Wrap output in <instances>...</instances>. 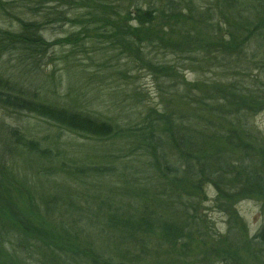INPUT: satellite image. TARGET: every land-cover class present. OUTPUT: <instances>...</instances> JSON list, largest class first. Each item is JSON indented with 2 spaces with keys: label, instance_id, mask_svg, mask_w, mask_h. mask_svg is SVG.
<instances>
[{
  "label": "rangeland",
  "instance_id": "1",
  "mask_svg": "<svg viewBox=\"0 0 264 264\" xmlns=\"http://www.w3.org/2000/svg\"><path fill=\"white\" fill-rule=\"evenodd\" d=\"M23 1H26V8H22ZM116 2L115 6L128 5L131 9L134 5L139 7L141 17L146 10H149L150 14L156 13L152 20L155 42L153 46L141 44L140 54L143 60H150L152 65L173 67L176 70L173 69L175 71V73L172 71L173 76H164L148 69L145 64L137 61L133 53H124L120 49H115L106 38L93 36L92 32L84 30L87 23L76 19L85 13L81 9L49 3L45 0L38 3L34 0H5V4L9 5L7 9L13 7V10H8L9 15L0 11V30H7L10 34L19 32L21 28L15 17L25 19L28 23H39V35L46 47L34 61L16 55V51L1 55L0 77L10 84L21 87L24 92L32 94L38 100L61 108H69L92 119L109 122L121 128L127 126L139 128L150 109L157 112L162 111L164 107L173 110L185 109V107L187 109L189 104L186 105L183 99L190 87L193 89L191 94L201 98L206 89L207 93H211L216 83L233 84L235 95L239 98H243L250 89L252 98L256 100L254 107L251 106L248 112L251 113L248 126L254 136L253 140H246L245 136L237 131V135L241 136L236 139L239 146L230 150V153L234 154L232 158L224 156L226 153L221 151L223 148L210 151L204 156L210 159L212 154L220 153V157L228 161L229 167H234L239 159H242L251 164L252 168H261L264 165V25L262 23L264 14H258L259 9H256L260 5L249 0L238 5L237 10L240 14L236 16L235 21L239 22L241 20L239 18H242L243 21L250 22V28L255 27V33L261 35L253 34L252 37L239 42L236 30L240 29L242 21L235 30L228 28L227 24L221 21V15L227 11L220 0H116ZM59 13H62L66 19L56 20ZM202 14L204 20H210L208 24L199 20L198 16ZM227 18L230 23L238 24L230 16ZM129 23L134 28L139 26V22L134 19ZM215 23L220 25L216 27ZM231 29L232 33H235L233 39L239 43L236 42L235 45L232 43L229 51L235 53L239 49L240 51L234 56L235 66L230 73L222 70L216 61L204 59L205 52L201 49L190 54H182L178 51L186 35H190L191 32L194 35L195 31L200 35L202 46L206 48L204 50L213 48L210 50L221 51L220 47L227 44L226 41L228 46L231 44L228 36ZM70 38H73L72 41L69 40ZM196 44L190 42L191 46ZM210 97L213 96H204V100ZM214 98L216 99L215 96ZM214 103L220 104L217 99ZM220 125L225 133L226 125L222 122ZM233 127L236 128L237 125ZM8 129L17 130L29 140L44 142L42 148L57 147L63 160L70 166L92 167L107 165L106 162L118 160L115 167L128 164L139 168L143 166L141 160L143 163L148 161L140 151L136 152L128 146L125 138L98 140L88 135L58 129L49 121L27 112L0 108V134H3L4 138ZM215 145L219 148L218 144ZM13 148L16 147L12 142H8V139L0 143V166L12 176L14 185L22 186L30 194H23L24 198L15 196L20 211L23 203L18 199L30 198L36 205L43 206L42 202L48 203L54 198L55 201L49 204L51 207L57 206V211L65 205L70 212L68 216L59 213L60 218H66V224L69 225L72 221L76 222L81 218V225L86 226L87 224L84 223L90 221L93 226L96 225V228L102 227L95 218L93 202L97 203L99 198L104 200V196L109 195V189L116 184V181H111L114 178L102 179L104 184L101 182L100 186H98L99 182L93 183V178L79 182L68 173L56 174L57 168L52 171V168L48 167L57 165L48 162L44 165L32 160L25 152ZM170 162L176 169L181 167V165L177 166L179 163L177 161ZM147 176H151V172ZM199 188L197 206L191 201L193 204L191 208L196 211L182 208L180 212L184 213H181V216L171 215L176 229L180 228L178 234L173 232L174 238L180 240L174 243L173 248H170L166 241L164 245H160V237L163 238L165 235L157 236L154 229L146 235L149 243L147 249H144L145 255L138 262L141 264H264V245L255 239L263 222L261 208L264 196L254 193L241 194L236 192L239 188L232 191V188L221 186L225 195L223 199L217 200L219 193L212 184L202 183ZM131 204L133 203L127 201L124 206ZM24 210H22L23 214L26 215L27 212ZM54 212H51L52 218L58 217V213ZM78 226L72 228V230L75 228L74 235L78 231ZM7 233L0 238V247L3 249L8 247V240H12L11 234ZM18 242L21 240L19 239ZM58 245L63 244L54 241L56 248ZM92 246L95 250H100L102 253H99L102 255L116 253V250L112 254L105 253L99 243ZM121 248L125 250L126 258L130 260L144 254L141 250L129 249L126 245ZM30 261L29 264H46L42 258L36 259V262ZM114 261V264L128 263L116 256Z\"/></svg>",
  "mask_w": 264,
  "mask_h": 264
},
{
  "label": "trees",
  "instance_id": "2",
  "mask_svg": "<svg viewBox=\"0 0 264 264\" xmlns=\"http://www.w3.org/2000/svg\"><path fill=\"white\" fill-rule=\"evenodd\" d=\"M34 1L38 3L41 0ZM45 1L85 11L82 16L76 18L78 21L87 23L84 30L92 32L93 36L106 38L115 49H120L124 53H133L137 61L145 64L148 69L164 76L174 75L173 72L175 73L176 70L173 67L152 65L150 60H143L140 54L141 44L153 46L155 42L153 40L155 28H153L152 20L156 13L150 14V11L146 10L141 17L139 7L134 5L131 9L128 5L115 6L116 0ZM243 1L245 0H220L228 12L223 13L222 20H220L224 21L228 28L235 30L242 21V26L236 30L239 42L252 37L253 34L260 35L255 33V27L250 28V22H245L246 20L243 21L242 18H239L241 19L239 22L235 21L236 16L240 14L237 10L238 5ZM249 2L260 5L256 8L259 9L257 13L264 14V0H249ZM25 4L26 1H23L22 8L27 7ZM7 8L9 5L5 4V0H0V11L9 15L13 7ZM228 16L238 24L230 23ZM198 17L203 23L208 24L210 21L204 20L203 14ZM15 18L21 29L11 34L7 30H0V56L16 51V55L19 54L24 59L34 61L45 51L46 47L39 35L40 24L28 23L25 19ZM61 18L66 19L62 13H59L55 19L60 20ZM131 19L139 22V26L134 28L129 23ZM199 20L197 21L202 23ZM262 23L264 25V22ZM218 25L220 24L215 23L216 27ZM232 29L228 33L231 44L229 43L228 46V41H226L227 44L220 47L221 51L210 50L213 48L204 50L206 48L202 46L203 43L197 31L194 35L192 32L186 35L187 40L185 38V41H181V49L178 51L182 54H190V52L201 49L205 52L204 59L216 61L222 70L230 73L235 66L234 56L240 51V49L237 53L229 51L232 43L235 45L238 42L233 39L235 33H232ZM71 39L73 38L69 40ZM191 41L197 44L191 46ZM211 90H213L211 93H207L206 89L201 98L197 95L193 96L191 94L193 89L190 87L187 89L189 93L185 91L187 93L183 99L186 105L189 104L187 109L185 107V109L173 110L170 107H164L160 112L150 109L139 128L130 126L121 128L109 122L92 119L88 115L69 108H61L38 100L32 94L24 92L21 87L10 84L0 77V108L27 112L49 121L58 129L88 135L98 140L125 138L128 146L136 152L140 151L148 160L147 163L141 160L143 166L139 168L128 166V164L119 168L115 167L118 160L112 158L114 161L106 162L109 166H70L63 160L57 147L42 148L44 142L29 140L14 129H8L5 138L3 134H0L1 144L3 140L8 139V142H12V145L16 147L13 148L14 150L25 152L32 160L44 165L47 162L57 165L48 166L52 168V171L57 168L56 174L68 173L70 177L79 182H83L86 178H93V183H100L98 186L101 182L104 184L102 179L105 178H114L111 181H116L115 187L109 189V195L106 194L104 200L99 198L97 203L93 202L95 218L98 223L102 224L100 225L102 227L96 228V225L93 226L90 221L84 223L87 224L86 226L81 225V218L68 225L65 223L66 218H60L59 213L68 216L69 210L62 205L56 211L57 206L49 205L51 201H55L54 198L46 202L47 204L42 202L43 206L36 205L30 198L18 199L23 203L21 211L26 208L24 211L27 212V216L24 215L23 211L17 208L15 196L24 198L22 195L29 194V192L25 191L22 186L14 185L12 176L0 166V238L7 232L12 236V240L6 241L9 244L7 248L0 247V264H29L30 260L36 262L39 258H42L46 264H114V256L128 262L119 264H141L138 261L145 255L144 249H147L149 243L146 235L154 229L157 236L165 235L163 238L160 237V245L166 243L173 248L174 243L180 240V238H174L173 232L178 234L180 228L176 229L172 222L174 218L171 215L181 216V213H184L180 212L182 208L188 210L193 205L191 201L197 203V198L200 196L197 193L202 183H210L218 190L217 200L223 199L225 195L221 186L232 188V191L239 188L236 192L241 194L254 193L261 197L264 196V165L261 168H252L247 161L239 159L234 167H229L228 161L221 158L220 153L212 154L210 159L204 156L210 151L223 148L221 151L226 153L224 156L232 158L234 154H231L230 150L239 146L236 139L241 136L237 135V131L243 134L246 140H253L254 136L250 133L251 128L248 126V118L251 114L248 112L256 102L252 98V91L249 89L243 98L238 96L237 98L234 85L229 83H216ZM207 95L213 97L205 101L204 96ZM214 96L219 101V105L214 103L216 100ZM217 121L219 123H216ZM220 122L226 125L225 133ZM233 125L237 127L234 128ZM215 144H218L219 148ZM53 150L54 154H52ZM170 161L179 162L177 166L181 165V167L174 168ZM149 172L151 176H147ZM44 173L47 175L46 171ZM114 200L116 202H113ZM127 201L133 204L124 206ZM112 203L115 205L113 206ZM194 210L196 211L192 207L191 211ZM261 210L263 222L255 239L264 245V200H262ZM52 211L58 213V217L52 218ZM53 219L56 221L53 222ZM75 226H78V231L74 235L75 228L73 230L72 228ZM19 239L21 242H18ZM54 241L63 245H58L56 248ZM91 243L102 245L103 250L106 251L103 253L112 254L114 250L116 253L115 255H102L99 253L101 251L95 250ZM124 245L129 249L141 250L144 254L137 255L131 260L127 259L125 250L121 248Z\"/></svg>",
  "mask_w": 264,
  "mask_h": 264
}]
</instances>
